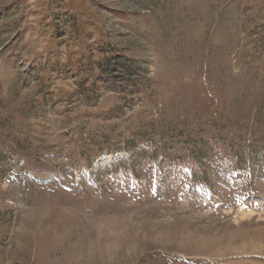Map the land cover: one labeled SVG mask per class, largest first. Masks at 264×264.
Returning <instances> with one entry per match:
<instances>
[{
    "label": "rangeland",
    "instance_id": "374dc122",
    "mask_svg": "<svg viewBox=\"0 0 264 264\" xmlns=\"http://www.w3.org/2000/svg\"><path fill=\"white\" fill-rule=\"evenodd\" d=\"M0 264H264V0H0Z\"/></svg>",
    "mask_w": 264,
    "mask_h": 264
}]
</instances>
